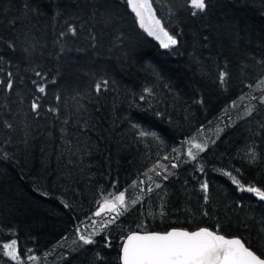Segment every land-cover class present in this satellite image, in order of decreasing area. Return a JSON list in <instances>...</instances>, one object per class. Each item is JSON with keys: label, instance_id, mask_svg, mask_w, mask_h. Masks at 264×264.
I'll use <instances>...</instances> for the list:
<instances>
[{"label": "trees", "instance_id": "1", "mask_svg": "<svg viewBox=\"0 0 264 264\" xmlns=\"http://www.w3.org/2000/svg\"><path fill=\"white\" fill-rule=\"evenodd\" d=\"M24 2L0 0V80L11 72L14 81L11 92L0 85V246L15 239L23 264H118L130 231L208 227L264 252V201L225 175L264 190V104L247 96L264 77V0H211L195 18L187 0H155L157 16L180 41L170 49L138 26L124 0H107V22L103 9L93 14L96 0H27L39 9L27 15ZM69 23L77 26L76 36L67 34ZM222 70L228 73L224 84ZM101 78L110 81L109 89L97 97L92 87ZM33 81L46 83L47 94ZM38 95L37 116L30 105ZM81 117L89 122L83 134ZM220 120L214 142L195 161L185 158L182 142L214 130ZM140 131L155 135L141 137ZM157 163L174 175L164 180L162 168L160 176L149 172ZM133 181L142 200L128 205L116 231L95 236L92 245L66 243L84 219L94 218L98 201L131 193ZM0 264L15 262L0 253Z\"/></svg>", "mask_w": 264, "mask_h": 264}, {"label": "snow or ice", "instance_id": "2", "mask_svg": "<svg viewBox=\"0 0 264 264\" xmlns=\"http://www.w3.org/2000/svg\"><path fill=\"white\" fill-rule=\"evenodd\" d=\"M127 7L134 13L138 26L143 29L148 36L153 37L155 40L159 42V45L164 49H170L179 44V39L177 34L171 33L166 27L162 20V18L157 16V10L154 8L155 0H124ZM96 12L93 14H97L101 9L104 10L101 13L102 16L106 18V22L111 18L107 15V0H96V3L92 5ZM211 6V0H187V7L191 10L190 14L192 17L203 16ZM25 14H29L31 12H39L38 8H33L27 0L22 5ZM59 15V13H56ZM17 21H11L13 27H15ZM67 34L72 36L77 35V26L69 23L67 25ZM66 33L62 31L60 33L61 37H64ZM92 40H95V36H91ZM206 40L207 37L205 36ZM95 47V45H93ZM9 48L13 51L15 50L14 44H9ZM27 51V50H25ZM37 77H41L42 79H46L44 74L37 71L35 73ZM7 80H0V85H3L5 90L11 92L14 89V81L12 79L13 74L11 72L7 73ZM228 73L226 71H220L219 80L221 84L227 82ZM55 83L56 81H51ZM36 91L39 94L46 95V83H37ZM110 81L106 78L98 79L94 82L92 91L95 93L97 97H99L103 92L108 91ZM264 77H262L258 83L254 85L255 88H259L264 91ZM249 87H253V85H249ZM146 93H151L150 89H145ZM145 97L141 96L140 99L143 100ZM56 101L59 103L61 97L57 95L55 97ZM243 99V97L241 98ZM253 100H258L260 104H264V95L259 97L253 96ZM41 96H36L31 102V111L39 115V110L42 107ZM235 106V104L233 105ZM47 111L52 112L54 114L59 113L58 107H50ZM253 111H255V107H249L246 109V114L251 116ZM69 120H65L63 122L64 125H67ZM8 128H11V124L6 125ZM80 132L86 133L89 131V122L87 119L81 117V122L79 123ZM61 134L64 137H67L68 132L66 127L61 128ZM139 135L141 137L155 135V133H149L146 131H140ZM197 137L193 136L184 143L189 145L187 148V156L195 161L199 153L204 152L207 148V143H198ZM214 142V141H213ZM69 151H72V143L71 139L67 140ZM193 149L197 151L194 152ZM173 151H177V149H173ZM179 153L177 155V158ZM169 156L163 157L165 160H169ZM250 158L255 160V152L250 153ZM171 168H176L178 165L172 163ZM158 168H162L166 173L163 175V179L167 180L170 175H174V173L168 171V166L157 163L153 166V168L149 169V172H154L157 176L161 175V172L157 171ZM200 171H203L201 167ZM238 171V170H237ZM144 175L147 177L148 181H152L153 177L148 175V172H145ZM225 175L231 177L232 183L237 185L238 189L242 192L252 193L254 196L259 198L260 201H264V190L261 187H256L255 185H245L241 183V180L236 176H233L231 172L225 173ZM140 185L145 184L144 180L139 181ZM115 187V186H114ZM131 187H137V182L133 181ZM160 183H155V188H161ZM201 189L205 192L204 200L207 203L208 201V183L204 182L201 184ZM126 191H120L118 195H114L109 193L108 195L102 198L103 202L98 203V210L94 212V216L100 217L106 211L107 213H114V215H105L102 221H100L102 227L99 230L90 231L87 234H83L82 227L78 226L76 231L78 233L79 241H82V245H92L96 243L95 236L100 235L101 233H105V230L110 226L117 223L119 217L127 212L128 206L126 204ZM140 191L143 193L144 188H141ZM154 191L151 184L147 187V193H152ZM46 195V194H45ZM142 200V197H137L132 200V205H136ZM63 206L65 208H69L70 205L64 203ZM123 209V211H121ZM163 215V211L160 213ZM207 215V212L204 213ZM91 219V218H89ZM91 223L95 225L97 223L96 220H91ZM81 225H84V222H81ZM139 227V226H138ZM105 246H111L110 241L106 239ZM31 251V250H29ZM0 253L4 256L9 257L15 264H23L22 257L17 248V241L12 239L8 243H3L0 246ZM27 259L35 260L37 259L35 256H28ZM120 262L121 264H264V252L257 254V251L253 250V246L248 244L241 237H232L228 238L226 235L220 232L219 228L216 230H212L208 227H201L195 231H189L181 228H172L168 231H148L146 228L141 231H130L125 237H123V243L120 247Z\"/></svg>", "mask_w": 264, "mask_h": 264}, {"label": "rangeland", "instance_id": "3", "mask_svg": "<svg viewBox=\"0 0 264 264\" xmlns=\"http://www.w3.org/2000/svg\"><path fill=\"white\" fill-rule=\"evenodd\" d=\"M261 88H264V86H261ZM257 94H260L259 96H261V95H264V91H262L261 89H259V88H255V87H253L250 91H249V93H248V95L247 96H249V99H251L252 100V97L253 96H256L257 97ZM248 99V101L246 102V101H244V103H243V107L246 105V104H248V102L250 101ZM247 108V107H246ZM241 109V108H240ZM224 118L227 120L229 117L228 116H224ZM224 118L222 119L223 121H224ZM222 120H220V122H219V124L215 127V129L214 130H210V131H204V132H202V133H200V134H197V135H195L196 137H197V141L196 142H198V143H207V144H209L210 142H212L213 140H214V138L216 137V133L218 132L217 130L219 129V127H222ZM190 139V138H189ZM185 142V141H184ZM184 142H182L183 144V146H184V153H183V155H184V157L185 158H189L188 156H187V148L189 147V145H187V144H185ZM193 151L194 152H196L197 150L196 149H193ZM172 164V163H171ZM150 184V183H149ZM148 184V185H149ZM141 186V185H140ZM134 189V187H131V191ZM130 192V191H129ZM138 192H139V190H138ZM118 195V194H117ZM136 195H137V193L136 192H131V193H127L126 192V204H127V206L131 203V201L132 200H134V199H136L137 197H136ZM98 209V208H97ZM114 213H107V211L104 213V214H102V216H100V218H98V220H96L97 221V223L95 224V225H93L92 223H91V220H95V219H88V218H86V219H84L83 220V222H84V225H86V227H84V226H81L83 229H82V232H83V234H87L88 232H90V231H94V230H99L101 227H102V225L100 224V221H102V219L104 218V216L105 215H113ZM117 230V227L115 226V224L114 225H112V226H110L108 229H106L105 230V232H114V231H116ZM102 234V233H101ZM66 243H71V247L73 246V245H75V246H82V241H79V239H78V233H77V231L76 230H74L73 231V233L70 235V237L67 239V241H66ZM69 246V245H68ZM68 246L66 245L64 248H62V246H61V251H63L64 249H66V248H68Z\"/></svg>", "mask_w": 264, "mask_h": 264}, {"label": "water", "instance_id": "4", "mask_svg": "<svg viewBox=\"0 0 264 264\" xmlns=\"http://www.w3.org/2000/svg\"><path fill=\"white\" fill-rule=\"evenodd\" d=\"M150 38L153 39L154 41H156V42L159 44V42H158L157 40H155L153 37H150ZM95 217H96V216H95ZM198 229H199V228H198ZM198 229H195V230H198ZM169 230H171V229H169ZM195 230H192V231H195ZM166 231H168V230H166ZM230 238H231V237H230ZM122 243H123V239H122V241H121L120 247H121ZM120 247H119V252H118V264H121L120 259H119V257H120Z\"/></svg>", "mask_w": 264, "mask_h": 264}]
</instances>
